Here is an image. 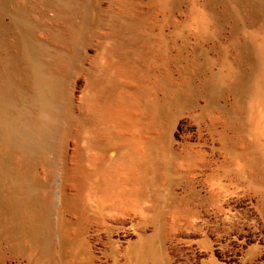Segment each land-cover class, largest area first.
<instances>
[{
	"label": "rangeland",
	"instance_id": "obj_1",
	"mask_svg": "<svg viewBox=\"0 0 264 264\" xmlns=\"http://www.w3.org/2000/svg\"><path fill=\"white\" fill-rule=\"evenodd\" d=\"M0 264H264V0H0Z\"/></svg>",
	"mask_w": 264,
	"mask_h": 264
},
{
	"label": "bare ground",
	"instance_id": "obj_2",
	"mask_svg": "<svg viewBox=\"0 0 264 264\" xmlns=\"http://www.w3.org/2000/svg\"><path fill=\"white\" fill-rule=\"evenodd\" d=\"M112 117L116 119H119L121 116H122V112L120 111H117V112H110ZM117 121V120H116ZM148 241L144 240V241H141L140 243L136 244V245H132L131 248H130V251L131 252H139L143 255H146L148 254Z\"/></svg>",
	"mask_w": 264,
	"mask_h": 264
}]
</instances>
